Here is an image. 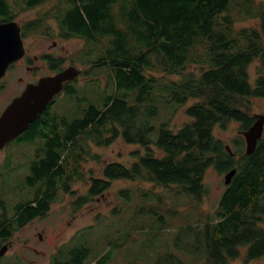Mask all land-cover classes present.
<instances>
[{
	"label": "trees",
	"instance_id": "obj_1",
	"mask_svg": "<svg viewBox=\"0 0 264 264\" xmlns=\"http://www.w3.org/2000/svg\"><path fill=\"white\" fill-rule=\"evenodd\" d=\"M45 1L0 0V21L12 20ZM232 8L257 21V26L235 28ZM47 15L25 22L22 30H37L42 21L53 18L58 36L84 40L86 45L77 58L89 66L83 75L98 68L109 70L112 90L101 102L90 101L71 120L46 108L28 125V138L46 137L44 147L38 150L40 162L33 163L34 172L26 180L30 192L6 206L4 215L0 213V244L15 229L45 215L60 190L69 191L72 181L82 174L80 162L87 156L97 157L90 154L89 143L107 145L121 137L141 150L131 152L134 159L129 164H104L101 177H93L86 194L76 199L78 207L106 190L114 179L175 186L177 192L200 203L207 192V169L224 174L235 167L213 214L205 221H187L174 243L181 240L183 252L205 264H231L238 257L249 264L264 257V134L254 151L245 154L240 133L254 121L250 98L264 97V2L56 0ZM255 59L258 71L251 77L248 66ZM190 63H197L198 69L186 71ZM154 69L176 79H162ZM74 82L64 86V92L81 102L85 97L77 95ZM158 96L165 107L193 101L185 107L187 120L178 128L170 124V118L162 121L154 137L152 119L159 111ZM230 122L237 123L240 135L229 143L215 130ZM42 177L45 181L32 189L34 180ZM60 177L62 186L57 184L61 187L57 188ZM120 191L125 194L124 189ZM164 217L163 212L149 216V224L165 227ZM90 227L59 247L51 264H109L112 250L100 255L86 236ZM160 231L153 234L158 236ZM138 258L127 264H188L168 249L154 256L141 253Z\"/></svg>",
	"mask_w": 264,
	"mask_h": 264
},
{
	"label": "rangeland",
	"instance_id": "obj_2",
	"mask_svg": "<svg viewBox=\"0 0 264 264\" xmlns=\"http://www.w3.org/2000/svg\"><path fill=\"white\" fill-rule=\"evenodd\" d=\"M255 1L264 2V0ZM54 2L56 0H48L23 10L13 20L24 24L30 20L40 19L47 15V11L51 9ZM232 12L235 14V28L257 26V21L243 17L237 8H232ZM24 38L25 43L34 47L36 52L48 50L54 56L62 55L71 62L75 59V63L81 68L89 67L77 61L86 45L84 40L79 37L58 36L53 18H46L37 30L28 31V33L26 31ZM258 66L257 59L248 66L251 77L257 75ZM198 67L197 63H190L186 71H196ZM153 73L158 77L162 76V79H176V75H163L156 69ZM74 84L78 91L77 95L85 97L83 101L78 102L75 96L60 92L47 109L55 110L71 120L79 116L81 108L87 106L90 101L99 103L112 90L110 72L105 68L95 69L93 74L81 75ZM192 101L184 105L165 107L161 97L158 96L159 111L152 119L156 126L153 136L156 137L158 126L164 120L170 118V124L176 128L187 120L185 107ZM248 105L252 115L262 113L264 97H252ZM215 133L229 143L237 134L240 135L235 122H230L225 128L217 127ZM29 145L31 144H21L14 148V152L25 154L27 157L35 149ZM87 148L91 155L97 157L87 156L80 162L81 176H77L72 181L68 192L63 190L58 192L45 215L33 218L21 228L15 229L7 243H1L7 244L8 248L2 256L0 255V264H51L52 255L59 247L69 242L78 231L87 226L91 227L86 232V236L100 249V255L107 249L112 250L113 257L109 264H127L133 259L140 260L138 257L141 253L154 256L155 253L166 249L181 255L188 264H205L203 259L191 260L194 257L183 252L181 240H178V245H175L174 239L180 235L181 226L187 221L194 222L199 218L205 221L207 216L213 214L225 188L224 174L218 173L212 167L207 169L204 177L207 192L200 203L194 202L184 193L177 192L175 186L161 187L149 182L114 179L106 190L78 207L75 203L76 199L86 194L91 177H101L104 164L113 161L129 164L134 159L131 152L140 147L128 144L118 137L107 145L98 146L89 143ZM30 156L31 154L24 158L25 162L18 167L19 171L14 176V188L5 191L4 200L9 205L26 197L27 192H30V190L27 191L24 177ZM121 189H124V195H121ZM167 209L172 213L169 214ZM161 212L167 220L165 227L161 228L160 223L149 224V216L154 217ZM262 225L264 227V223ZM157 229L161 231L158 236H155L153 231ZM180 237L183 238V234ZM115 244L120 246L116 247ZM231 264H244L243 258L238 257ZM249 264H264V257Z\"/></svg>",
	"mask_w": 264,
	"mask_h": 264
},
{
	"label": "water",
	"instance_id": "obj_3",
	"mask_svg": "<svg viewBox=\"0 0 264 264\" xmlns=\"http://www.w3.org/2000/svg\"><path fill=\"white\" fill-rule=\"evenodd\" d=\"M24 44L21 36V25L17 20L0 21V77L10 63L20 59L24 54ZM80 69L70 65L54 75L41 77L37 83L28 84L21 95L15 97L0 115V146L25 130L38 117L43 109L59 94L65 82L74 79ZM264 130V111L254 114L253 123L241 131L245 141V154L254 151L257 141ZM226 149L231 152L229 145ZM236 168L224 174V183L229 184ZM8 248L3 244L2 255Z\"/></svg>",
	"mask_w": 264,
	"mask_h": 264
},
{
	"label": "flooded vegetation",
	"instance_id": "obj_4",
	"mask_svg": "<svg viewBox=\"0 0 264 264\" xmlns=\"http://www.w3.org/2000/svg\"><path fill=\"white\" fill-rule=\"evenodd\" d=\"M24 35L25 33L22 30L21 36L23 39V44L25 49L23 56L20 59L10 63V65L5 70V73L0 77V115L15 97L21 95V93L25 90L28 84L37 83L41 77L47 75H54L70 65L82 69L81 73L77 77L64 83V86H66L69 83H73L74 80H76L84 73V68L79 67L75 62L66 60L64 57H62V55L58 57L54 56L48 50H41L37 52L34 51V47H30L25 43ZM54 43L55 42H53V44ZM50 62L52 64H50ZM52 103L53 102H50L44 109L48 108V106ZM50 111L53 112L55 110H50ZM26 129L20 132L19 134H17L14 138L5 142L2 146H0V213L1 215H4V212L7 211L4 208L9 205L8 203H4L5 191L14 188L15 186L14 176L16 172L19 171L18 167L21 166V163L23 164V162H25L24 158H27L31 154L29 161L27 162L26 172L24 174L26 180L28 179V176L31 175V172L32 173L34 172L33 171L34 168L32 167L33 163L35 161L40 162L39 160L40 157H38L37 155H41V152H38V150L44 147L43 142H45L46 137L43 138L40 136H33L28 138L27 134L25 133ZM21 144L24 145L31 144L32 146L31 145L29 146L32 148L34 147L35 149L27 157H25V154H18V152L16 153L14 152V148L17 146L19 147ZM42 179L44 178L42 177L41 179L34 180L35 185L31 186V188L36 189V186L41 183ZM92 179L93 177L90 178L91 180L90 184L92 182ZM62 181L60 177L58 181H56L55 187L61 188L58 186H62ZM94 197L95 196H90L88 201ZM11 205H13V202L11 203ZM12 213H13V209H12ZM4 242L7 243V241ZM2 245L3 244H1V246Z\"/></svg>",
	"mask_w": 264,
	"mask_h": 264
},
{
	"label": "bare ground",
	"instance_id": "obj_5",
	"mask_svg": "<svg viewBox=\"0 0 264 264\" xmlns=\"http://www.w3.org/2000/svg\"><path fill=\"white\" fill-rule=\"evenodd\" d=\"M13 19V18H12ZM25 33V32H24ZM28 33V32H27ZM70 81V80H69Z\"/></svg>",
	"mask_w": 264,
	"mask_h": 264
}]
</instances>
